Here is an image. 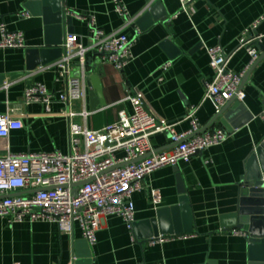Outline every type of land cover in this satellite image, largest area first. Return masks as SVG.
I'll use <instances>...</instances> for the list:
<instances>
[{
    "label": "crops",
    "instance_id": "crops-1",
    "mask_svg": "<svg viewBox=\"0 0 264 264\" xmlns=\"http://www.w3.org/2000/svg\"><path fill=\"white\" fill-rule=\"evenodd\" d=\"M119 1L128 15L123 16L113 0H63L67 28L78 36L73 51L89 48L97 29L127 36L132 41L133 56L130 64L119 71L101 55L87 51L86 78L100 75L106 105L91 109L89 95L93 87L86 81V100L72 102L70 110L76 116L70 120L68 104L61 99L67 87L66 78L59 76L55 66L60 59L28 70L27 49L45 47V18L27 10L29 0H0V41L1 25L5 24L9 32L23 34L26 46L0 49V114H10L23 123V129L12 131L8 139H0V152L67 154L71 148L70 122L99 131L115 123L119 112H132L125 99L134 90L158 120L175 123L178 134L191 129L187 115L195 107L202 133L216 129L229 133L228 127L231 137L188 163L153 172L133 196L135 223L156 218L159 211L178 206L179 169L192 211L193 231L162 236L165 240L155 245L139 243L135 231L123 218L110 216L104 219L96 244L89 246L91 260L93 264H263L251 261L247 237L236 235L234 231L240 230L225 228L223 222L238 212L242 191L249 183L247 164L264 144V21L251 34L252 38L260 37L258 43L250 44L257 49L259 58L242 81L246 95L240 102L242 110L227 120L233 105L218 117L215 104L205 99V94L216 75L207 49L221 47L230 57V71L246 70L251 61L247 45L244 46L248 41L246 34L264 16V0H195L187 12L181 10L180 0ZM158 3L162 9L155 13L165 14V20L149 17L144 21V15ZM126 18L133 23L125 26ZM167 40L170 46L164 44ZM79 61L75 60L71 79L82 77ZM168 62L170 68L163 71ZM36 84L54 94L50 111L43 103L26 102L28 86ZM152 145L157 151L173 148L168 133L154 136ZM179 223L184 229L182 218ZM170 225H174L171 215ZM81 241L86 240L78 224L73 233L66 234L54 223H11L0 219V264H75L84 250L77 246Z\"/></svg>",
    "mask_w": 264,
    "mask_h": 264
},
{
    "label": "built area",
    "instance_id": "built-area-1",
    "mask_svg": "<svg viewBox=\"0 0 264 264\" xmlns=\"http://www.w3.org/2000/svg\"><path fill=\"white\" fill-rule=\"evenodd\" d=\"M123 16L128 15L119 0H113ZM156 0H152L154 2ZM181 10L189 11L195 0H180ZM29 17V14H25ZM264 16L256 22L249 33L247 50L251 61L246 70L234 73L228 69L229 58L221 47L208 48L211 66L215 69V80L207 85L205 99L211 100L217 112L233 98L243 102L246 98L241 90L243 78L259 58L252 42L258 43L260 37L252 38ZM133 20L126 18L125 26ZM2 40L0 49H23L25 40L22 33L9 32L6 25H1ZM78 36L68 34L63 45L65 56L56 67L59 76L66 78L67 87L61 99L68 104L67 116L70 120L76 116L70 110L75 101L86 100V63L85 54L91 50L102 56L103 60L123 71L132 61V41L123 34H106L94 30L93 42L89 48L82 47L73 51ZM79 58L81 79H71L75 60ZM171 62L162 67L170 68ZM54 94L41 84L27 88V103H43L48 111ZM132 106V112H119L117 121L99 131H90L81 125L70 122V152L13 154L0 152V219L11 223L47 222L57 224L61 233L71 234L78 224L83 237L93 247L97 233L103 221L110 216L123 218L133 229L135 223V205L133 196L140 192L142 181L153 172L164 167H176L190 160L205 150L227 141L231 136L223 129L201 132L196 118L197 108L190 109L187 118L191 129L183 134L175 130V123L158 120L147 109L141 95L136 91L126 97ZM87 118L86 113L82 114ZM264 119V114H263ZM23 129L21 120L10 114H0V139H8L12 131ZM160 133L170 134L175 146L168 151H157L152 145V138ZM122 154L123 157H118ZM85 183V184H83ZM79 186L77 196L75 186ZM236 235L247 237L246 232L235 230ZM165 237L149 241L155 245Z\"/></svg>",
    "mask_w": 264,
    "mask_h": 264
},
{
    "label": "water",
    "instance_id": "water-1",
    "mask_svg": "<svg viewBox=\"0 0 264 264\" xmlns=\"http://www.w3.org/2000/svg\"><path fill=\"white\" fill-rule=\"evenodd\" d=\"M63 5V0H29L26 6L27 10L35 16L44 17L46 21L45 47L36 49L31 48L26 51L29 71H34L39 66H45L57 61L61 59L65 53L63 45L67 35L72 34V30L67 28V18L63 10ZM160 8L161 3H158L149 13L144 15L143 20L148 21L149 17H152L154 21L165 20V14L163 16H158V13H155L159 11ZM164 44L170 46V41L167 40ZM90 63L91 61H89V64ZM87 84L93 87L89 95L91 109L97 110L98 107L105 106L100 75L94 74L90 76L87 80ZM233 105V110L229 111V108ZM242 108L243 106L237 98H233L227 102L217 116L221 117L229 111V115L226 116L228 120L229 116L232 117L235 112L241 111ZM222 121L225 122V119ZM227 129L228 132L231 133L232 130L228 127ZM174 146L173 144V147ZM247 167L248 174L246 180L249 183H246L242 191L241 206L235 215L227 216L224 219L225 222H223V226L225 228L238 229L246 232L251 261L264 264V144L252 154ZM176 171L179 194L181 195L179 205L169 210L159 211L156 218L141 223H135L133 225V230L138 237L139 243L149 242L153 238H158L160 236L181 235L193 231V216L187 189L179 169ZM83 184L75 186V196H77L78 193L77 188ZM5 197L9 196H0V199H4ZM170 215L173 217L174 225L172 226L170 225ZM180 218H182L185 224L184 229L180 226ZM77 246H82L84 250L77 256L75 264H93L91 260V249L87 241L77 242Z\"/></svg>",
    "mask_w": 264,
    "mask_h": 264
}]
</instances>
